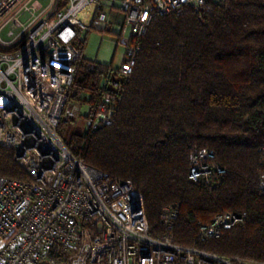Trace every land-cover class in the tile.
<instances>
[{
  "label": "trees",
  "instance_id": "obj_1",
  "mask_svg": "<svg viewBox=\"0 0 264 264\" xmlns=\"http://www.w3.org/2000/svg\"><path fill=\"white\" fill-rule=\"evenodd\" d=\"M79 33L74 44L81 56L66 106L83 100L88 120L109 65L83 57ZM122 87L110 126L66 140L70 121L61 118L67 148L133 182L152 236L165 232L163 209L173 205L176 244L264 264V0L207 1L199 13L155 16ZM201 148L213 150L225 169L211 184L188 179L190 155ZM0 176L27 179L5 147ZM222 212H245V222L217 238L201 237L199 226Z\"/></svg>",
  "mask_w": 264,
  "mask_h": 264
},
{
  "label": "built area",
  "instance_id": "obj_2",
  "mask_svg": "<svg viewBox=\"0 0 264 264\" xmlns=\"http://www.w3.org/2000/svg\"><path fill=\"white\" fill-rule=\"evenodd\" d=\"M207 1L214 0H56L43 14L50 0L22 25L17 15L35 9L34 3L0 0V23L5 19L0 29L12 20L26 30L22 42L14 37L7 41L10 47L0 44V147L13 151L27 175L0 176V264H247L176 244L173 205L163 209L165 232L152 236L133 182L86 164L58 133L61 118H73L81 109L77 103L66 106L81 56L74 44L78 30L109 22L106 6L122 16L117 32L125 55L101 80L100 98L87 122L94 131L113 123L122 83L153 18L199 13ZM224 173L213 150L191 153L189 180L211 184ZM259 187L264 190V182ZM245 219V212L218 213L199 226V235L217 238Z\"/></svg>",
  "mask_w": 264,
  "mask_h": 264
},
{
  "label": "rangeland",
  "instance_id": "obj_3",
  "mask_svg": "<svg viewBox=\"0 0 264 264\" xmlns=\"http://www.w3.org/2000/svg\"><path fill=\"white\" fill-rule=\"evenodd\" d=\"M25 1L27 0H22V3ZM49 1L50 0H30L28 6H31V4L34 3L35 9L22 10L19 12L17 15L19 22L22 23V25L27 23L32 16V12L37 13L39 9L45 8L49 4ZM55 2L56 0H52V4L45 10V12H43V14L51 9ZM104 9L109 12L111 8L108 10L106 6ZM3 21H5V19ZM2 22L0 23V26L4 23ZM106 28L110 29L109 22H98L90 31H82L80 39H85L83 57L90 61H97L106 65H112L113 67H119L122 64L125 55V45L119 42V35L116 26L110 29L113 33L105 31ZM21 29V25L15 24L12 20L9 21L0 29V44L3 47H10L11 43H7V41L14 37H17L15 41L20 39L19 41L22 42L25 38L26 30L21 32ZM78 97L83 98L85 97V94H79ZM72 103L79 104L81 109L73 118L68 119L67 117H64V119L70 121L65 128L64 139L66 140L69 139L72 134L83 133L87 130L88 120L85 119V114L89 108V106H87L88 104L84 103L83 100L73 101Z\"/></svg>",
  "mask_w": 264,
  "mask_h": 264
},
{
  "label": "crops",
  "instance_id": "obj_4",
  "mask_svg": "<svg viewBox=\"0 0 264 264\" xmlns=\"http://www.w3.org/2000/svg\"><path fill=\"white\" fill-rule=\"evenodd\" d=\"M108 17H109V27L110 29L118 27V25L121 23L122 16L119 13V11L116 8H111L110 11L108 12ZM85 29H81L79 33V38H81L82 31ZM85 31H90V30H85ZM118 42V39H117ZM97 62V61H94ZM100 63V62H97ZM250 264H256V263H250Z\"/></svg>",
  "mask_w": 264,
  "mask_h": 264
}]
</instances>
